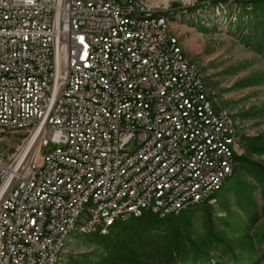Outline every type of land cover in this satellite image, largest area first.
<instances>
[{
	"label": "built area",
	"instance_id": "built-area-1",
	"mask_svg": "<svg viewBox=\"0 0 264 264\" xmlns=\"http://www.w3.org/2000/svg\"><path fill=\"white\" fill-rule=\"evenodd\" d=\"M136 0H0V264H52L57 235L98 190L165 215L205 197L234 168L240 135ZM21 135L7 153L8 136ZM49 141L56 147L40 157ZM132 148H127L129 144ZM121 217V216H120Z\"/></svg>",
	"mask_w": 264,
	"mask_h": 264
},
{
	"label": "rangeland",
	"instance_id": "rangeland-1",
	"mask_svg": "<svg viewBox=\"0 0 264 264\" xmlns=\"http://www.w3.org/2000/svg\"><path fill=\"white\" fill-rule=\"evenodd\" d=\"M207 1L152 0L149 6L168 17L169 31L178 39L183 53L201 68L206 90L216 97L218 105L232 115L241 140L238 154H243L264 167V57L242 38L240 32L249 25L250 19H263L264 13L259 9L253 11L251 4L237 5L235 0L216 3ZM197 4L202 5L196 7ZM21 137L13 134L6 138L7 153L16 150ZM133 146L132 143L127 148ZM55 147L56 144L49 141L43 146L39 156L43 157ZM237 180H245L251 184L252 194L260 208L264 203V194L259 183L244 169L234 172L228 182ZM222 192L223 187L217 194L221 195ZM223 196L230 204V214L223 213L221 196H215L210 204L214 208L215 217L227 218L229 227L224 231L239 246L247 242V238L240 239L245 233L241 226L245 214L233 190H228ZM201 207L202 205L194 206L193 220L196 233L203 236L205 230ZM86 216L87 211L84 210L78 219L77 228L67 236L57 264H108L104 263L106 251L100 237L94 231L79 230ZM263 224L264 216L258 226ZM258 264H264L263 252L259 253Z\"/></svg>",
	"mask_w": 264,
	"mask_h": 264
},
{
	"label": "trees",
	"instance_id": "trees-1",
	"mask_svg": "<svg viewBox=\"0 0 264 264\" xmlns=\"http://www.w3.org/2000/svg\"><path fill=\"white\" fill-rule=\"evenodd\" d=\"M225 0H208L216 3ZM237 5L251 4L253 11L262 10L264 0H235ZM202 4H197L196 7ZM256 18H254L255 20ZM242 38L264 57V16L261 20L250 19L249 25L242 28ZM244 169L262 187L264 194V167L243 154L235 156L232 175L226 179L214 194L222 197L220 206L224 214H230V204L223 196L233 190L236 199L245 214L243 225L245 232L240 239L247 242L238 245L229 238L225 229L229 227L227 218H217L210 203H202L203 228L201 236L194 229V206H189L178 213L159 217L151 212H144L138 217L127 220H112L105 233L95 230L104 244L108 264H258L259 253L263 252L264 224L258 226L264 216V203L258 208L251 184L245 180L229 181L234 172ZM233 180V179H232ZM236 183V184H235ZM218 222H220L218 224ZM219 225V226H218ZM255 227V229H254ZM251 230H254L251 232ZM93 234V235H94Z\"/></svg>",
	"mask_w": 264,
	"mask_h": 264
},
{
	"label": "bare ground",
	"instance_id": "bare-ground-1",
	"mask_svg": "<svg viewBox=\"0 0 264 264\" xmlns=\"http://www.w3.org/2000/svg\"><path fill=\"white\" fill-rule=\"evenodd\" d=\"M136 1L139 6H141L142 8H146L149 11H139L137 9H130V11L120 12V19H134V20H138V23L155 22V20L158 19L164 21V34H166V39H171V41H173L174 47L177 48L179 57H181L182 61H184V63H187L189 67L192 68V70H197L194 71V81L199 83V92H204V95L207 96L208 103H214V110H218L219 112L223 113L224 116H229V133H221L217 135V144H226L228 140H231V134L238 133L232 115L225 108L218 105L216 97L206 90L201 68L197 66L194 62L189 60L186 57V55L183 53L182 48L178 43V39L169 31L168 17L163 12L155 11L154 9L150 8L149 3L152 0H136ZM232 170L233 168H229L228 171H226L224 178L217 180V185L213 186L212 189H208L207 191H205V197H197L187 202L186 208L190 205H198L205 202L212 203L215 198L214 194L216 193L217 190L220 189L222 184L230 176ZM97 199H98V190H89L86 193V197H84L82 208H77L75 212H72V219L68 222V225L63 226L62 232L58 233L57 235L58 249L56 253H53L52 264H57L58 260L60 259V255L63 250L65 240L67 236L77 228L78 219L82 214V212H84V210L87 211V216L85 217L83 224L80 225L79 230L83 232V228H85V223L91 222L92 217H94L95 212H97V208H98ZM151 213L156 214L154 212ZM142 214L132 213L127 215V205H119V203H111L110 210H105L101 212V220H107L106 224H104V232H106L107 226L110 224L112 220H117V219L127 220L131 217L140 216ZM158 215H165V204H158ZM95 230H97V227H87V232H92Z\"/></svg>",
	"mask_w": 264,
	"mask_h": 264
}]
</instances>
